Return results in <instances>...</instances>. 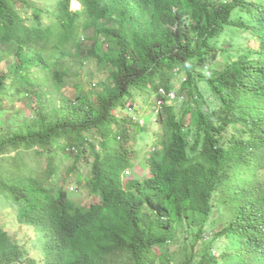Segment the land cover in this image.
<instances>
[{"label":"trees","instance_id":"1","mask_svg":"<svg viewBox=\"0 0 264 264\" xmlns=\"http://www.w3.org/2000/svg\"><path fill=\"white\" fill-rule=\"evenodd\" d=\"M77 1L72 9V0H0V211L15 216L0 225V264H261L250 222L242 223L250 213L235 202L247 189L252 198L234 151L228 158V148L208 139L196 167L183 122L188 114L194 123L230 121L225 108L238 114L245 89L264 87V68L253 69V56L264 54V0ZM68 80L74 99L62 93ZM153 90H163L165 102L175 93L174 109L165 105L159 117L163 172L184 179L156 169L144 180L129 176L122 190L127 131L139 129V100ZM62 167L75 183L118 194L107 193L97 224L108 252L68 261L64 242L6 229L46 219L54 197L65 204Z\"/></svg>","mask_w":264,"mask_h":264},{"label":"clouds","instance_id":"2","mask_svg":"<svg viewBox=\"0 0 264 264\" xmlns=\"http://www.w3.org/2000/svg\"><path fill=\"white\" fill-rule=\"evenodd\" d=\"M253 57L254 71L259 67L264 68V54L260 57ZM93 67L91 65L87 69L90 71ZM83 76H86V74H82ZM88 77L89 75L82 80L87 82ZM94 80L96 79L91 81ZM91 81L90 85L93 83ZM245 90L249 91V96L246 95L243 98V109L238 114L224 107V115L231 117L230 121L221 122L214 117V121L203 118L199 122L194 123L197 115L188 114L185 117L188 120L183 122L187 126L186 133L189 136L185 150L188 157L191 160H195L196 167L205 161L209 154V151H204L201 148L208 139L215 141L214 145L218 144L215 148L219 146L224 149L228 148V158L234 151V163L237 166L235 171H239L240 185L248 187L251 192L252 199L249 211L246 210L244 200H240V205L238 206L235 197L234 199L238 208H243L246 213H250L243 217L242 223L245 225L249 220L250 227L245 230L253 242V246H256V250H253L252 254H258L260 263L264 264V87L258 85L256 88H246ZM160 91L162 92L163 90ZM161 92L153 90L146 98L147 107L149 106L150 110L154 112V118H157L155 120L157 129L146 131L144 124L141 125V123L135 121L139 129L135 126L127 131L128 135L132 132L129 135L130 140L127 144L131 148V152L121 161V163L126 164L127 168L117 172L122 190L126 188L128 177H134V173H138L141 179L144 180L151 177L156 169H160L163 172V167L166 163L164 144L167 139L164 138L166 133L164 131L165 126L160 123L159 117L165 105L174 109L173 99L175 98V93L169 94L170 98L165 102V97ZM247 99H249V103L246 102ZM252 102L258 104L253 105ZM143 105L142 100H139L141 109H143ZM149 116L151 120V115ZM221 124H224V126ZM147 136L148 149L143 150L142 145ZM239 141H243V143L240 146H235ZM143 162L146 164V172L140 166L135 169L136 163L141 164ZM69 164L71 163L67 164L64 162L63 166H69ZM84 172L87 173L86 171ZM54 173L58 174V171ZM163 173L169 174L176 182L184 179V174L176 177L170 172ZM58 175L62 177L59 183V190H64L68 193V196L62 200L65 204H62L59 198L54 197L56 205L51 206L53 208H50V214L44 216L46 219L35 222L33 227L21 226L20 228L18 225L19 229H26V232L29 230L41 242H64L62 256L63 259L68 261H70L69 258H73V260L83 258L86 253L101 255L108 252L109 247L100 236L99 230L101 227L97 224L105 221L104 209L107 203V193L112 191L116 200L118 194L107 186L101 188L97 184L87 185L86 179L81 184L75 183L74 172H67L63 167ZM68 184L72 187H65ZM44 200L45 197L42 198L43 202ZM67 202L71 205H68Z\"/></svg>","mask_w":264,"mask_h":264},{"label":"rangeland","instance_id":"3","mask_svg":"<svg viewBox=\"0 0 264 264\" xmlns=\"http://www.w3.org/2000/svg\"><path fill=\"white\" fill-rule=\"evenodd\" d=\"M80 6H81V4L78 1L73 0V2H72V9H77ZM91 65H92V62H91V60L89 58L84 59V68L85 69L90 68ZM85 78H86V76H83L82 77V79H85ZM94 81H97V79L94 80ZM91 82H93V81H91ZM67 83L68 84L65 85L64 88L62 89V93H64V95L66 97H68L70 99H74L76 97V90L74 89L71 80H68ZM91 87L96 88L97 86H94L93 85ZM142 102L144 104L143 105V109H141V106H139V109H140V112H139L138 111V107H137L138 101L137 100L135 101V108H134L135 111L133 112L131 110H128V112H127L128 113V117H130L131 115H133V113L135 114V112L138 111L137 112V115H136L137 119L134 120V121H137V122L141 123V125L144 124V127H145V130L146 131H148V130L154 131V130L157 129V125H156V122H155V120H157V118H154V116H153L154 112L152 110H150L149 106L147 107L146 97H145L144 100H142ZM140 114H141V117H140ZM138 115H139V117H138ZM149 115H151V120H150V116ZM148 116H149V121H148ZM187 120L188 119L185 118V121L184 122H186ZM159 126H161V125H159ZM142 149L143 150H147L148 149V136L144 140V143L142 145ZM43 157H47V153L46 152H44ZM139 166L143 169L144 172H146V164H145V162H143L141 164L140 163H136L135 169H137ZM82 170H84V171H86L88 173L91 170V166H83ZM238 177H239V175H238ZM134 178L137 179V180L140 179L139 174L138 173H136V174L134 173ZM65 187H68L69 188V187H72V186L70 184H68V186L65 185ZM228 188L229 187H226V190ZM236 202H237V205L239 206L240 205V199L237 198V197H236ZM245 205H246V210L249 211V208H250V205H251V199L249 197V191H248V189H247V191L245 193ZM3 214L4 213L0 211V225H4L7 222L12 221L14 219V217H15L14 216V211H13V214H10L9 213L8 214L9 216L8 215H5V214L3 215ZM6 229L12 230L13 232L21 231V234H25L26 233V229L20 230L18 224L15 227H9V226H7ZM226 263L227 264H241V261L240 260H236L235 263H234L233 260L230 259V261H228ZM220 264H222V261L220 262Z\"/></svg>","mask_w":264,"mask_h":264},{"label":"bare ground","instance_id":"4","mask_svg":"<svg viewBox=\"0 0 264 264\" xmlns=\"http://www.w3.org/2000/svg\"><path fill=\"white\" fill-rule=\"evenodd\" d=\"M243 141H239L235 146H240V144H242Z\"/></svg>","mask_w":264,"mask_h":264}]
</instances>
